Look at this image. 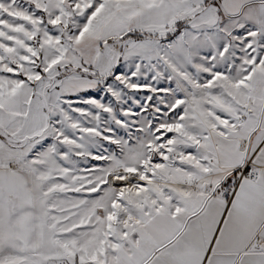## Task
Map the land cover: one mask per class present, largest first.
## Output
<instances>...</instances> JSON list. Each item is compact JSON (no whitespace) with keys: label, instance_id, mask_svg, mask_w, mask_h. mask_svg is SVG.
Returning <instances> with one entry per match:
<instances>
[{"label":"snow or ice","instance_id":"1","mask_svg":"<svg viewBox=\"0 0 264 264\" xmlns=\"http://www.w3.org/2000/svg\"><path fill=\"white\" fill-rule=\"evenodd\" d=\"M0 264H264V0H0Z\"/></svg>","mask_w":264,"mask_h":264}]
</instances>
